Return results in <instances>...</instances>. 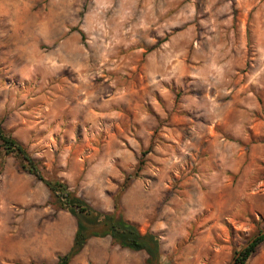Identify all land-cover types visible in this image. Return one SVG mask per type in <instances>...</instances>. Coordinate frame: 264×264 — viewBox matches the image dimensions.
Here are the masks:
<instances>
[{
    "label": "rangeland",
    "instance_id": "374dc122",
    "mask_svg": "<svg viewBox=\"0 0 264 264\" xmlns=\"http://www.w3.org/2000/svg\"><path fill=\"white\" fill-rule=\"evenodd\" d=\"M0 127L160 264H229L264 207V0H0ZM75 230L0 149V264H55ZM145 258L92 238L69 264Z\"/></svg>",
    "mask_w": 264,
    "mask_h": 264
},
{
    "label": "trees",
    "instance_id": "16d2710c",
    "mask_svg": "<svg viewBox=\"0 0 264 264\" xmlns=\"http://www.w3.org/2000/svg\"><path fill=\"white\" fill-rule=\"evenodd\" d=\"M0 149L5 155H12L19 159L21 168L43 183L49 190L51 197L58 205V209L69 213L75 220L76 230L72 246L65 255L58 258L55 264H69L73 258L82 252L90 239L107 237L120 249L144 253L146 256L145 264H160L161 250L158 236L150 232L141 234L135 223L125 220L117 203H114L112 212L102 213L95 210L84 199L76 196L67 184L57 180L48 181L44 179L38 163L29 155L22 144L1 127ZM262 231L258 227L256 233L247 240V243ZM262 242H264V234L256 237L246 249L241 252H234L233 258L239 253L235 264H245Z\"/></svg>",
    "mask_w": 264,
    "mask_h": 264
},
{
    "label": "crops",
    "instance_id": "0c3cea01",
    "mask_svg": "<svg viewBox=\"0 0 264 264\" xmlns=\"http://www.w3.org/2000/svg\"><path fill=\"white\" fill-rule=\"evenodd\" d=\"M250 210L249 212H252V214H256L259 213V223H258V227L259 228H263L264 229V207L261 206L260 202L255 198V196L250 195ZM248 212V211H247ZM236 218H231V217H227L225 218L226 223L233 227V228H240V226L236 227V223H235ZM209 224V223H208ZM225 224V223H222ZM225 224V225H227ZM207 225V222H206ZM212 225L209 224L208 227L203 228L202 232L204 234H208V236L211 237V231H212ZM209 237V239H211ZM245 264H264V242H262L261 244H259V246L256 249V252L246 261Z\"/></svg>",
    "mask_w": 264,
    "mask_h": 264
},
{
    "label": "water",
    "instance_id": "95a60500",
    "mask_svg": "<svg viewBox=\"0 0 264 264\" xmlns=\"http://www.w3.org/2000/svg\"><path fill=\"white\" fill-rule=\"evenodd\" d=\"M264 234V231H262L261 233H259V234H257L252 240H250L243 248H242V250H244V249H246L252 242H253V240L256 238V237H259V236H261V235H263ZM241 250V251H242ZM240 251V252H241ZM239 256V253L231 260V262L229 263V264H235V261H236V259H237V257Z\"/></svg>",
    "mask_w": 264,
    "mask_h": 264
}]
</instances>
